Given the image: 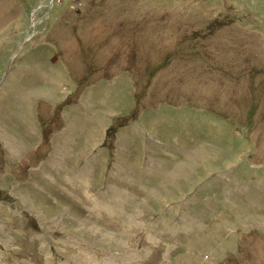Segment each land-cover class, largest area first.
<instances>
[{
	"label": "rangeland",
	"instance_id": "1",
	"mask_svg": "<svg viewBox=\"0 0 264 264\" xmlns=\"http://www.w3.org/2000/svg\"><path fill=\"white\" fill-rule=\"evenodd\" d=\"M0 264H264V0H0Z\"/></svg>",
	"mask_w": 264,
	"mask_h": 264
}]
</instances>
